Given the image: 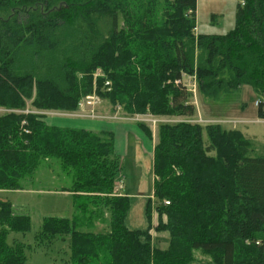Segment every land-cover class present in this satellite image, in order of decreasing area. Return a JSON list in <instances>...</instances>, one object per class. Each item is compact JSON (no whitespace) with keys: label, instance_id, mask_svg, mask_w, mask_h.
I'll list each match as a JSON object with an SVG mask.
<instances>
[{"label":"trees","instance_id":"obj_1","mask_svg":"<svg viewBox=\"0 0 264 264\" xmlns=\"http://www.w3.org/2000/svg\"><path fill=\"white\" fill-rule=\"evenodd\" d=\"M197 4L0 0V108L6 112L0 116V191L22 190L42 161L58 159L73 178L69 191L89 200L77 204L78 215L92 218L99 209L110 215L106 233L83 231L87 222L78 215L44 220L40 234L70 237L73 264H204L197 253L211 264H264V247L256 245L264 243V153L249 154L253 146L243 132L161 124L155 204L148 199L146 228L132 230L126 223L135 198L113 188L122 170L114 135L51 126L35 113L78 111L101 70L97 94L127 113L193 120L196 106L182 84L187 75L212 100L251 87L264 120V0H237L234 29L225 35L195 33ZM138 127L152 142L151 130ZM0 224V264H25L27 246L12 248L7 237L29 232L30 218L0 201ZM153 230L170 237L153 239Z\"/></svg>","mask_w":264,"mask_h":264},{"label":"rangeland","instance_id":"obj_2","mask_svg":"<svg viewBox=\"0 0 264 264\" xmlns=\"http://www.w3.org/2000/svg\"><path fill=\"white\" fill-rule=\"evenodd\" d=\"M222 1L226 5L220 7L215 4ZM235 9L234 0H198L199 13L195 33L203 35L227 34L235 26ZM212 15L215 16L214 19H212ZM101 78H105L104 73L97 70L94 74L92 93H96L97 96L99 95L96 92V84L97 80ZM190 94V102L196 106L197 120L199 118L203 120L199 123L200 125H206L205 122H208L222 125L226 130L243 132L253 146L249 154L264 153V120H259L257 113V104L260 97L251 87L243 86L239 92L225 94L218 100L202 96L199 93L198 86L196 95L193 92H190ZM93 109L95 118H90L89 115ZM27 111L30 112V110ZM35 112L42 115L44 117L42 119H45L44 122L51 126L60 125L58 127L74 128L77 125L84 126L93 133L111 132L114 135L115 151L120 158L122 167L113 187L114 193L120 197L124 193L137 197L130 209L126 225L132 230L146 228L147 201L149 198L153 199L152 197H154L153 158L154 147L158 141L159 126L151 128L144 123L131 120V118H135L137 115H155L149 112L144 114L127 113L124 107L117 105L115 108L108 99L102 97H100V102L94 108H85L79 113L77 111L53 110ZM4 113H6L5 110L0 108V116ZM160 118L168 120L171 124L178 123V120L181 122L187 121L186 118L173 116ZM140 125H144L151 130L153 134L152 142L138 127ZM72 182V176L63 171L60 161L52 158L42 161L35 173L22 181V190L0 191V201L9 202L16 216L30 218L31 229L29 232H12L7 237V242L12 248H15L18 244L27 246L24 253L26 257L25 264H73L70 237L53 238L40 234L43 231V223L46 218L71 220L79 214L76 207L77 203H89L87 198L80 197L75 201L74 198L66 197L60 193L63 188L70 190ZM152 202L154 207L155 197ZM93 206L89 205L87 209L91 211ZM78 216L81 217L83 222H87L83 231L106 233L109 230L110 215L106 209H99V212L94 214L92 218L89 213ZM158 222V214L153 211L152 225L156 227ZM162 222L167 223L166 214L162 216ZM1 229L3 228L0 224ZM165 232L164 234L153 230L151 234L153 239L169 238V232ZM38 234L40 236L36 240ZM160 246L162 248L167 247L163 242ZM197 256L204 264H211L212 262L209 257L202 256L200 253H197Z\"/></svg>","mask_w":264,"mask_h":264},{"label":"built area","instance_id":"obj_3","mask_svg":"<svg viewBox=\"0 0 264 264\" xmlns=\"http://www.w3.org/2000/svg\"><path fill=\"white\" fill-rule=\"evenodd\" d=\"M196 31H197V29H196ZM187 80H189V81L187 82ZM179 83H180V81L175 82L176 85H178ZM182 84L188 89L189 92H193L196 95L197 86H198L196 77L184 75L183 80H182ZM106 85L110 86V83L107 82ZM99 102H100V97L97 96L96 93L91 94L89 96H86L79 103V109L77 112L79 113V111H83L85 108H94V106H96ZM25 113H30V112L26 111ZM35 113H37V112H35ZM89 117L95 118L94 109L92 110ZM131 120L144 123V124L150 126L151 128H157V126H160L161 124L169 123L168 120L162 119L160 117L152 116V115H137V116H135V118H131ZM187 121L189 123H192V124L193 123L199 124L200 122H203V120L201 118H199L198 120H195V121L194 120H187ZM178 122H181V121L178 120ZM205 123H207L206 125L210 124L208 122H205ZM25 124L26 123L23 122V125H25ZM26 132H28V131H26ZM152 198L154 199V197H152ZM168 205H170V203L165 202V206H168ZM256 245L264 247V243H261L260 241L256 242Z\"/></svg>","mask_w":264,"mask_h":264},{"label":"crops","instance_id":"obj_4","mask_svg":"<svg viewBox=\"0 0 264 264\" xmlns=\"http://www.w3.org/2000/svg\"><path fill=\"white\" fill-rule=\"evenodd\" d=\"M234 2H235V6H237V0H234ZM213 4V3H212ZM216 5L218 4V6H222V5H226V3L225 2H216L215 3ZM198 4H197V21H198ZM235 13H236V9H235ZM215 18V16L214 15H212V19H214ZM197 116L193 119V120H197ZM57 126H60V125H57ZM64 127V126H63ZM68 128V127H67ZM75 129H83V130H87V131H90V130H88V129H86V128H84V126H75L74 127ZM87 128H88V126H87ZM60 193L61 194H63V195H65L66 197H71V198H74V200L75 201H77V199L78 198H84V197H82L81 195H77V194H74L73 192H70L69 191V189H65V188H63L62 190H60ZM123 193H124V189H123ZM125 195H127L126 193H124ZM123 194V195H124ZM127 196H129V197H132V198H137V197H134V196H132V195H127ZM148 198V197H147ZM78 204V203H77ZM77 206V205H76ZM108 228V227H107ZM164 234L166 233V232H163ZM168 237H165V239H167Z\"/></svg>","mask_w":264,"mask_h":264},{"label":"bare ground","instance_id":"obj_5","mask_svg":"<svg viewBox=\"0 0 264 264\" xmlns=\"http://www.w3.org/2000/svg\"><path fill=\"white\" fill-rule=\"evenodd\" d=\"M261 242V241H260Z\"/></svg>","mask_w":264,"mask_h":264}]
</instances>
